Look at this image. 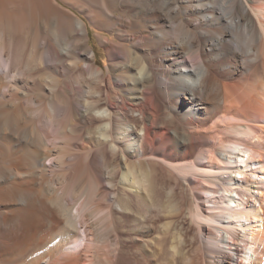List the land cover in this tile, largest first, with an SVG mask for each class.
Masks as SVG:
<instances>
[{
    "label": "bare ground",
    "instance_id": "1",
    "mask_svg": "<svg viewBox=\"0 0 264 264\" xmlns=\"http://www.w3.org/2000/svg\"><path fill=\"white\" fill-rule=\"evenodd\" d=\"M94 1L0 0V264H264V0Z\"/></svg>",
    "mask_w": 264,
    "mask_h": 264
},
{
    "label": "rangeland",
    "instance_id": "2",
    "mask_svg": "<svg viewBox=\"0 0 264 264\" xmlns=\"http://www.w3.org/2000/svg\"><path fill=\"white\" fill-rule=\"evenodd\" d=\"M13 1V0H12ZM15 1V0H14ZM110 2V10L114 12L115 15H120L121 10L118 4L113 3L112 0H108ZM40 10L37 14V20L38 23L42 24H49L48 27H46L45 33L40 34L38 38L44 39L50 37H53V29L55 28V25L57 24V21H68L71 22L73 20L72 18H81L83 19L89 29L90 33V47L95 50L96 53V65L107 71L109 66V56L105 49L102 48L99 42L100 35H106L110 39L115 40V36L121 35L122 31L117 26L116 20H108L106 19L107 12H103L101 5L99 3L95 2L94 0H37ZM59 9V10H58ZM13 10L6 9L2 11L3 15L11 14ZM71 16H73L71 18ZM70 20V21H69ZM37 26V24H35ZM149 26V25H148ZM116 29V30H114ZM112 30V31H111ZM131 30V33H136L137 31L141 30V26H134ZM151 29L143 28L141 31H145L144 33H147ZM110 31V32H108ZM37 32H32V38L36 37ZM69 41H73L74 39L72 37L68 38ZM72 61H75L72 59ZM48 71H45L43 73L44 78H47L46 75L48 74ZM48 79V82L53 85ZM49 97V94H47ZM52 95L50 94V97ZM183 207L187 213L188 208H190L191 200L189 195L185 192L183 194ZM186 195V196H185ZM186 198V199H185ZM124 200V199H123ZM133 208H136L137 210H140V208H143L144 206L141 203L136 201L133 203ZM147 208V207H144ZM157 210H154L152 212V215L156 214ZM185 221V222H184ZM183 226L185 228L184 232L187 234H192L191 230L189 229L190 221L187 218H184ZM189 231V232H188ZM199 259L200 256L198 255Z\"/></svg>",
    "mask_w": 264,
    "mask_h": 264
}]
</instances>
